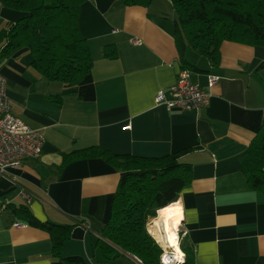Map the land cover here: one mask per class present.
I'll list each match as a JSON object with an SVG mask.
<instances>
[{
    "label": "crops",
    "instance_id": "1",
    "mask_svg": "<svg viewBox=\"0 0 264 264\" xmlns=\"http://www.w3.org/2000/svg\"><path fill=\"white\" fill-rule=\"evenodd\" d=\"M26 16L0 4V28ZM175 20L170 0L147 7L85 0L79 29L93 67L74 89L36 72L26 48L0 57L11 113L44 136L38 159L0 178V264L52 263L50 234L12 212L21 206L41 222L77 224L64 245L66 257L142 264L118 248L117 258L106 261L96 249L124 175L102 158L73 155L97 148L152 159L186 151L179 161L191 167L192 181L176 202L193 264H264V194L241 171L264 123V46L226 41L217 65L187 47L183 58L200 69L192 78L209 92L208 105L168 111L155 98L168 94L184 66ZM208 75L219 77L214 88ZM153 225L147 231L155 240Z\"/></svg>",
    "mask_w": 264,
    "mask_h": 264
},
{
    "label": "trees",
    "instance_id": "2",
    "mask_svg": "<svg viewBox=\"0 0 264 264\" xmlns=\"http://www.w3.org/2000/svg\"><path fill=\"white\" fill-rule=\"evenodd\" d=\"M127 6H149L154 0H121ZM175 11V31L182 52L183 69L198 72L183 58L189 47L214 65L220 61V48L226 41L264 46V0H170ZM85 0H0L8 9L26 13L15 23L0 28V57L28 49L32 68L64 89H74L90 75L93 58L86 39L80 33V7ZM107 57L115 52L107 50ZM264 69V63L259 67ZM182 69V70H183ZM61 105V97L51 100ZM186 151L163 158L114 155L102 149H91L73 155L99 157L124 173L114 196L110 217L96 244L106 261L118 252L130 253L142 264H161L162 248L147 231L157 212L175 203L192 181V170L180 163ZM241 171L253 190L264 194V123L251 142ZM12 212L27 218L28 224L46 230L52 240L51 264H88L79 256L64 255L76 223L57 225L41 222L29 208L21 206ZM184 264H193L192 253L181 236Z\"/></svg>",
    "mask_w": 264,
    "mask_h": 264
},
{
    "label": "built area",
    "instance_id": "3",
    "mask_svg": "<svg viewBox=\"0 0 264 264\" xmlns=\"http://www.w3.org/2000/svg\"><path fill=\"white\" fill-rule=\"evenodd\" d=\"M192 77L190 70H181L176 83L170 87L168 94L164 91L158 92L155 98L156 105L164 106L168 111L180 112H198L206 107L210 94L195 83ZM218 81L219 77L208 75V88H214ZM43 144V134L31 129L11 113L7 80L0 72V178H3L10 169L21 168L26 160L38 159L42 154ZM152 227L154 230V225ZM155 228L154 231L156 232L157 227ZM177 233L176 244L181 250L180 227ZM155 241L163 249L161 264L185 263L186 255L182 250L177 259L178 252L170 243H168L169 248H165L166 246L164 247L158 239Z\"/></svg>",
    "mask_w": 264,
    "mask_h": 264
},
{
    "label": "bare ground",
    "instance_id": "4",
    "mask_svg": "<svg viewBox=\"0 0 264 264\" xmlns=\"http://www.w3.org/2000/svg\"><path fill=\"white\" fill-rule=\"evenodd\" d=\"M183 218V209L179 202L170 204L169 206L162 208L158 211L157 217L154 221V230L157 227L156 233L154 234L160 243L165 248H169V244L174 247L178 252L177 259L179 258L180 249L176 244V239L178 237V230L181 226V221Z\"/></svg>",
    "mask_w": 264,
    "mask_h": 264
},
{
    "label": "rangeland",
    "instance_id": "5",
    "mask_svg": "<svg viewBox=\"0 0 264 264\" xmlns=\"http://www.w3.org/2000/svg\"><path fill=\"white\" fill-rule=\"evenodd\" d=\"M190 50V49H189ZM155 219V218H154Z\"/></svg>",
    "mask_w": 264,
    "mask_h": 264
}]
</instances>
